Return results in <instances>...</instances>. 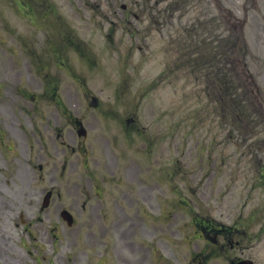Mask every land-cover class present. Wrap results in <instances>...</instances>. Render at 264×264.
<instances>
[{"label":"rangeland","instance_id":"1","mask_svg":"<svg viewBox=\"0 0 264 264\" xmlns=\"http://www.w3.org/2000/svg\"><path fill=\"white\" fill-rule=\"evenodd\" d=\"M54 3L59 11L61 20L65 24L71 22L74 26L76 33L85 38L90 46V52L96 56L100 63L95 69H99L100 73H108L110 64H113L108 58L105 57V46L101 44L104 39L103 37L110 34L115 37V42H121L124 47V52H132V56L128 59V66H133L132 69L136 75H139L144 71L146 66H152L155 64L157 58H162L164 50L162 49L164 39L173 36L174 44L176 45L178 35L187 36L188 30L181 26L188 19L198 17L202 14V18H205V23L201 26L194 27L192 32L198 37H210L215 35L221 30V26L225 24L229 27L230 22H234L232 14L220 6L224 1L228 7L234 9V12L240 11L242 13H248L249 25L247 26V40L249 42L251 55L248 57V63L250 68L257 74L262 88L264 87V0H192L190 4V11L184 17L181 22L178 16H175V22L173 27L159 28L158 26H146L148 19L144 18V22L130 17L129 20L132 23H122L125 19L124 14L121 10V5L127 4L130 10L136 13L141 12L144 8L140 5L141 0H48ZM155 0H152L154 3ZM244 3V6L243 4ZM14 9L13 0H0V77L8 76L9 79L5 80L8 82L7 89L14 93L15 100L11 99L8 90L0 89L1 96L4 95V101L0 103V110L3 112V106L10 107L15 111V115L20 117L21 122L26 123L23 111L19 108L17 103H25V100L18 99L16 94V84L23 82L30 86L36 85L33 79L32 68L34 64L30 61L26 52L22 49L19 44L21 37L34 36L35 39L39 40V36H36L37 30L41 32V38L46 37L49 33V29H46L47 34L38 29L37 26L22 17L16 15ZM224 9V10H222ZM203 10V11H202ZM219 18L222 21L221 26H217V21L211 18ZM111 20L115 21V24H111ZM35 24V23H34ZM38 24L46 26L44 21H38ZM53 30V27H49ZM17 31L15 37H12L10 31ZM147 40H144L145 37ZM20 41H16L17 38ZM163 39H162V38ZM140 46L142 48H140ZM145 46L149 48L146 49ZM140 51H139V50ZM157 55V57H156ZM102 64L107 67L103 68ZM32 79V81H31ZM139 84V83H137ZM12 85V87H11ZM199 88V85H195L190 95H195ZM32 89V88H30ZM95 89V88H94ZM34 89L30 90L33 92ZM185 94L178 96L173 99L174 105V134H175V145H174V162L176 164L185 165L186 172H184L186 178L191 180L193 187H196L197 181L209 180L216 186L221 185L223 189L229 185L236 186V194L231 190L230 196L235 195L231 199L233 206L239 202V198L248 194L249 199L247 200L251 208L262 209L264 208L263 190L261 187L252 188L249 186L244 188L248 182L252 183L253 177L252 172L248 168L246 174L240 178L238 170H232L234 164L239 163L249 165L252 161L255 164L258 163V158L263 157L264 154H260L256 159L251 158L248 154L250 151H254L252 139H244L242 136L239 138L241 147L237 148L230 143V138L226 132L219 131L218 128H212L210 131L207 127L205 130H200V127L196 128L194 122L198 119L197 102L194 99L186 100ZM2 99H0V102ZM214 117V116H213ZM194 119V122H193ZM197 123V121H196ZM219 125V124H217ZM259 128L255 131V137L262 139L264 132L257 134ZM17 147V145H15ZM208 147L202 153V148ZM212 148V150H211ZM211 150V152H209ZM264 151V148L262 149ZM209 152V160H208ZM247 159L249 160L247 162ZM206 163H208L206 165ZM17 171L14 167L8 175L2 177L0 180V215L1 221L4 223V215L17 214L20 211L26 210L27 213L34 211L35 216L39 214L38 206L43 190L48 189L50 186L46 183L38 182L41 180L40 172L30 170L27 173L23 170ZM60 175V172H57ZM183 177V176H182ZM182 177H176L181 179ZM64 179L65 182L62 186L56 185L55 200L53 206L59 199L62 200L64 205L71 206L73 203L72 188L70 183V174ZM205 185L202 187L204 189ZM260 188V189H259ZM258 189V190H257ZM85 188L78 190L79 201L77 204V211L79 217L82 219L86 217V213H82L81 208L85 200L87 199L84 195ZM253 190H256L253 192ZM22 191H27L24 195ZM61 194V197L58 194ZM223 193V192H222ZM224 196V193H223ZM228 197V200H229ZM75 200V194H74ZM52 213L54 208H50ZM236 212H233L232 208L229 213L226 214V219L232 218ZM3 227L4 225L1 224ZM11 229L13 232V243L19 245L20 242L18 237L22 238V243L25 244L29 249L32 250L30 260H33V256L36 255V251L30 241L26 240V236L22 234L20 227H13L11 223ZM85 236L82 237L80 244L86 248ZM38 243H41L38 240ZM178 254L182 258H186V253ZM246 255L252 256L254 260L259 264H264V244L260 243L255 249L246 251ZM50 256V254H48ZM225 258V257H222ZM29 263H32V262ZM57 263V262H56Z\"/></svg>","mask_w":264,"mask_h":264}]
</instances>
